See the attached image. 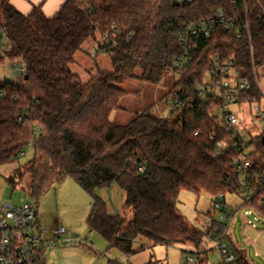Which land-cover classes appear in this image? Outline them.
<instances>
[{"label": "trees", "instance_id": "obj_1", "mask_svg": "<svg viewBox=\"0 0 264 264\" xmlns=\"http://www.w3.org/2000/svg\"><path fill=\"white\" fill-rule=\"evenodd\" d=\"M1 7L0 43L3 38L6 42L0 46V63L9 58L24 68L15 78L0 77V164L17 159L31 144L34 156L26 167L31 195L39 199L73 177L93 195L87 222L110 247L133 254L147 245L187 243L195 248L196 264H210L205 246V236L211 242L210 230L185 217L176 200L182 189L208 192L211 215L222 193L226 211V193L242 187L236 157L250 148L254 167L264 168V130L245 140L211 113L213 104H226L221 97L211 94L204 101L200 96L206 73L214 69L213 57L220 55L234 59L242 78L252 84L239 101L261 100L253 69L264 66V0H64L52 16L42 4H32L28 14L10 0ZM209 17L217 20L212 32L181 38L186 23ZM246 21L251 44L242 25ZM104 33L110 34L104 51L111 67L98 66L84 81L71 68L76 51L85 40L95 43ZM184 46L191 49L192 60L184 69H173ZM172 71L180 78L167 94V115L149 108L126 124L111 118L131 92L121 87L127 78L157 85ZM37 127L42 130L38 135ZM212 133L217 139H211ZM217 140L224 142L219 155ZM254 181L259 190L252 207L264 216V202L259 203L264 181ZM114 183L124 190L125 209L132 216L109 213L106 201L95 193ZM143 237L148 243L135 246ZM145 264H154L152 256ZM220 264L253 263L242 253Z\"/></svg>", "mask_w": 264, "mask_h": 264}, {"label": "rangeland", "instance_id": "obj_2", "mask_svg": "<svg viewBox=\"0 0 264 264\" xmlns=\"http://www.w3.org/2000/svg\"><path fill=\"white\" fill-rule=\"evenodd\" d=\"M0 0V14H2ZM3 38L0 46L5 44ZM94 42L87 39L76 51V61L71 64L84 81L90 74L97 71L98 66L110 68L111 61L105 51L97 56L91 54ZM15 62L5 58L0 63L1 78H15L20 73ZM180 78L177 71L169 72L159 84H152L140 79L127 78L121 87L131 91L125 95L118 110L112 113L111 118L121 124L128 123L137 113L152 108L154 113L162 112L167 115L170 105L167 104V94ZM211 82V72H207L204 83ZM257 84L262 93L259 101L264 106V66L257 68ZM203 87L205 85H202ZM220 94V89H216ZM255 102H240L232 100L226 104H213L211 113L218 115L222 120L225 113H233L239 120L236 128L245 140L260 134L264 130V121L258 118V110L254 108ZM37 127L36 135L41 132ZM34 156V147L30 144L25 151L13 161L0 164V203L12 202L21 205L30 202L38 211L40 230L36 233L44 240L45 264H145L151 256L154 264H183L188 251L196 259L197 254L192 244L158 243L153 247L148 245L136 253L125 254L119 247H110L107 239L99 232H91L87 217L92 209L93 195L85 190L73 177H66L61 182L48 189L39 199L29 193L32 176L26 170L28 162ZM21 172H23L21 174ZM243 179V175H241ZM95 193L107 203V210L111 214H127L132 216L130 210L125 209V193L122 187L114 183L110 187L98 188ZM247 191L241 187L226 193V213L233 216L229 222L228 237L225 242L229 253L239 257L240 254L252 261L253 264H264V216L253 207H242ZM213 197L208 192L199 194L192 190L182 189L176 200L178 210L191 220L192 215L200 214L205 223L212 218L219 217L221 211L208 212L212 209ZM229 221V220H228ZM206 231L203 222L196 225ZM61 227L65 233L57 237L56 232ZM53 241V242H52ZM148 243L146 238L137 239L135 246ZM205 246L208 249V262L220 264L223 257L219 249L208 242L205 236ZM242 252V253H241ZM189 264H196L195 262Z\"/></svg>", "mask_w": 264, "mask_h": 264}, {"label": "built area", "instance_id": "obj_3", "mask_svg": "<svg viewBox=\"0 0 264 264\" xmlns=\"http://www.w3.org/2000/svg\"><path fill=\"white\" fill-rule=\"evenodd\" d=\"M180 3L192 2L194 0H177ZM245 12L246 7H245ZM218 16L223 18L224 12L220 10ZM216 18L209 17L197 22H188L185 24L180 35L183 40H186L188 35H193L199 31H203L206 35L212 32L216 25ZM234 20H230L228 25H232ZM247 33L248 44H251L250 26L248 21L242 24ZM117 30V29H115ZM237 35L241 36V30H237ZM110 41V34L104 33L95 41L91 54L97 55L104 51V47ZM191 49L184 46L182 53L177 55L175 60V67L173 69H184L192 60L190 55ZM213 71L211 72V82L205 83L204 87L200 88V96L204 101L208 100V95H216L221 97L225 102L232 100L239 101V95L242 91L250 89L252 84L247 79H243L240 70L236 67L234 59H224L220 55L213 57ZM20 70L24 68L23 64L15 65ZM254 70V77L257 82V71ZM258 86V84H257ZM220 89V94L216 93V89ZM254 108L258 110V118L264 121V106L260 105L258 101H254ZM178 107L176 101L175 108ZM226 124L233 128V132H238L236 125L239 123L238 118L233 113H225L223 119ZM211 139H217L215 133L211 134ZM217 151L215 155H219L221 149L224 147V142L221 140L216 141ZM237 168L242 172L243 179H240L242 187L247 191L244 198L242 207H252V199L257 194L259 187L258 181L254 178L263 179L264 181V168L262 166L254 167L252 160V150L250 148L244 149L235 159ZM143 169V167H141ZM256 176V177H255ZM223 194L220 193L213 203L214 211H221L217 217L224 224L222 226L216 225L214 220L204 223L206 230H210L208 235L209 241L212 245L219 249L223 259L232 261L235 257L234 254L229 253L228 245L225 240L228 237L229 222L232 214H227L224 210V203L222 202ZM264 199L261 198L259 203H263ZM229 220V221H228ZM40 230L38 211L34 204L25 202L17 205L12 202L0 203V264H45V245L44 240L36 233L35 229ZM65 233V228L61 227L57 230L56 235L59 237ZM53 242V241H52ZM191 255H185L183 264L195 262Z\"/></svg>", "mask_w": 264, "mask_h": 264}, {"label": "crops", "instance_id": "obj_4", "mask_svg": "<svg viewBox=\"0 0 264 264\" xmlns=\"http://www.w3.org/2000/svg\"><path fill=\"white\" fill-rule=\"evenodd\" d=\"M10 1L20 11H22L25 14H28L31 11L32 4H36V5L42 4L43 10L48 16L54 15L61 7L62 3L64 2V0H10ZM224 198L226 199V196ZM190 221H192L196 225L199 224V222H203V225L205 223L201 215L195 213L192 215Z\"/></svg>", "mask_w": 264, "mask_h": 264}, {"label": "water", "instance_id": "obj_5", "mask_svg": "<svg viewBox=\"0 0 264 264\" xmlns=\"http://www.w3.org/2000/svg\"><path fill=\"white\" fill-rule=\"evenodd\" d=\"M262 140H263V143H264V135H263V137H262Z\"/></svg>", "mask_w": 264, "mask_h": 264}]
</instances>
